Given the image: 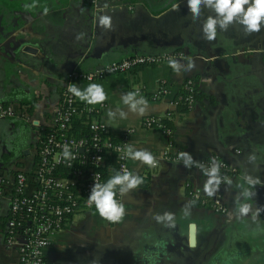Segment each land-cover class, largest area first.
<instances>
[{"label": "crops", "instance_id": "obj_1", "mask_svg": "<svg viewBox=\"0 0 264 264\" xmlns=\"http://www.w3.org/2000/svg\"><path fill=\"white\" fill-rule=\"evenodd\" d=\"M166 1L102 0L103 8L97 11L91 0H2L0 102L17 105L29 121L0 118V127L13 125L17 142L23 140L24 127L32 123L29 113L36 108L51 118L44 98L52 97L57 105L74 67L93 69L136 52L168 50L185 67L189 60L193 63L190 70L179 73L164 61L75 82L81 89L101 84L107 100L100 118L115 135L133 128L128 145L151 151L158 163L149 167L128 159L129 171L148 184L118 193L126 210L122 221L112 223L99 216L96 230L88 231L85 239L73 230L74 215L86 208L78 210L52 235L46 264H264V211L255 221L251 212L237 214L241 203L251 204L252 211L264 207V25L251 34L238 23L227 30L218 27L216 38L208 41L202 27L214 12L205 8L193 20L187 0L165 5ZM101 15L111 17L110 29L100 26ZM187 78L194 80L200 93L192 107L180 110L172 100ZM162 82L168 92L154 98ZM130 91L147 100L142 114L129 111L123 103L122 95ZM117 108L128 113L126 119L108 118L109 109ZM168 114L173 116L172 137L162 126L143 124L148 115ZM48 123L34 120L35 140L36 128ZM26 140L22 148L30 153L31 131ZM34 145L31 168L37 155L35 141ZM18 149L16 154L9 150L5 159L0 156V173L19 169L5 167ZM182 151L195 162L226 159L235 168L232 183L221 181L209 196L204 190L208 177L195 166L186 167L178 159ZM246 176L260 183L250 186ZM241 186L255 195L245 198ZM217 197L224 206L221 211L207 203ZM189 205L190 214L185 216ZM165 212L174 214V226L155 219ZM5 215V210L0 211V221ZM0 231V264H19V250L7 244L1 222Z\"/></svg>", "mask_w": 264, "mask_h": 264}, {"label": "built area", "instance_id": "obj_2", "mask_svg": "<svg viewBox=\"0 0 264 264\" xmlns=\"http://www.w3.org/2000/svg\"><path fill=\"white\" fill-rule=\"evenodd\" d=\"M91 5L97 11L103 8L102 0H91ZM174 54L172 50L136 52L113 59L101 67H74L69 72V79L62 85L50 123L36 128L37 155L33 167L29 170L20 167L13 173L7 169V172L0 173V211L5 210L6 213L1 227L7 244L19 250V264H46L45 250L52 235L78 210L95 208L94 204H88V195L95 180L104 183L107 175L130 169L128 159L123 158V150L128 145L133 128L115 135L99 115L106 103L89 105L79 102L68 91L69 84L77 80L91 81L104 74L125 72L137 65L169 61ZM182 88L189 91L185 100L190 108L197 100L198 89L192 78H187ZM166 92L168 87L162 82L153 97L158 98ZM172 104L177 106L175 97ZM6 117L29 121L20 107L2 101L0 118ZM79 118H83L87 126L86 133L73 131ZM162 118L148 115L143 119V124L164 128ZM164 130L169 134V129ZM65 144L71 148L74 159L62 158ZM112 157L115 158V165ZM213 161L220 165L221 181H227L224 177L230 180L235 168L226 159H201L192 166L205 174L204 169L210 168ZM207 203L216 211L224 208L219 197Z\"/></svg>", "mask_w": 264, "mask_h": 264}, {"label": "clouds", "instance_id": "obj_3", "mask_svg": "<svg viewBox=\"0 0 264 264\" xmlns=\"http://www.w3.org/2000/svg\"><path fill=\"white\" fill-rule=\"evenodd\" d=\"M188 9L192 15L193 20H198L202 15V10L210 9L215 15H209L204 20L202 31L204 38L208 41H212L217 36V28L227 30L230 25L240 24L244 27L246 33L259 32L262 25H264V0H187ZM31 7V5H26ZM100 26L110 29L111 17L108 15H101L99 17ZM79 35L77 39L82 38ZM169 66L179 73L182 69L188 71L193 67L191 60L188 61L187 67H185L180 61L176 59H169ZM68 91L73 94L79 100L89 104L96 105L102 104L107 100V93L105 92L101 84L91 83L86 88L81 89L76 83H70ZM123 103L128 107L131 112L143 113L147 107V100L139 94L138 91H130L122 95ZM117 115L121 119H126L128 113L122 109L116 110L109 109L108 118L110 120L116 119ZM124 157L139 161L149 167L157 166L156 156L149 150L137 149L132 145H127L123 150ZM62 158L65 160L74 159L71 148L65 144L63 146ZM178 159L182 160L186 167H191L195 161L188 152H180ZM250 160H254V156L249 157ZM203 167V165H198ZM205 175L208 177L204 190L211 196L215 193L221 183L220 165L215 161L212 162L210 168L204 169ZM223 179L227 180L229 184L232 183L227 177ZM245 180L250 186L259 184L258 178L246 176ZM143 183V179L134 174L132 171L124 169L122 172H117L111 176L106 182L99 183L95 180L94 185L88 195L89 206L95 205L96 211L101 217L107 219L112 223H119L122 221L126 214L124 204L118 200L117 192L125 194L139 187ZM243 188V186H241ZM245 198H251L255 195L250 189L243 188L241 193ZM189 206L185 207L184 214L188 216ZM264 211V207H258L255 211H252V205L249 203H241L238 205L237 214L240 217L247 216L252 213V219L255 221L260 212ZM155 219L164 223L169 227L174 226L175 217L171 212H165L162 215L157 214ZM190 228L194 229L195 225H191Z\"/></svg>", "mask_w": 264, "mask_h": 264}, {"label": "rangeland", "instance_id": "obj_4", "mask_svg": "<svg viewBox=\"0 0 264 264\" xmlns=\"http://www.w3.org/2000/svg\"><path fill=\"white\" fill-rule=\"evenodd\" d=\"M48 94H52L49 93ZM44 102L46 103V109L47 111L53 115L54 110L56 109L55 102L49 99V97L44 98ZM42 99L39 100V104H42ZM30 120L32 123H28V130L32 132L33 135V144L30 145L31 151L30 153H25V149H23V145L18 146L17 138H15L17 131L16 128L13 127V125H9V123H6L0 127L1 137H0V149L4 150H11L12 154H16L18 149V154L9 159V161H5V167H15L16 168H23V169H30L33 162V155L35 150V131L33 127V122L35 119H37L39 122H46L51 121L50 117H46L43 113L40 112V110L37 111V108L32 112L29 113ZM18 135V134H17ZM18 156V158H16ZM18 159V163H16V160ZM100 214L96 211V208H86V210L81 211L74 215L73 219V227L74 231L77 235H79L82 238L87 239L88 231H94L96 230V224L99 219ZM1 233V231H0ZM3 247V242L0 240V250Z\"/></svg>", "mask_w": 264, "mask_h": 264}, {"label": "trees", "instance_id": "obj_5", "mask_svg": "<svg viewBox=\"0 0 264 264\" xmlns=\"http://www.w3.org/2000/svg\"><path fill=\"white\" fill-rule=\"evenodd\" d=\"M189 93L188 89L187 88H181L177 94L175 95V99L177 101V107L180 109V110H186L188 109V105H187V101L185 100V97L186 95ZM199 91H197V96L199 95ZM34 102H32V105L30 107V110L33 109L34 107ZM172 115L171 114H168L167 116L163 117L162 118V121H163V125H164V129H169L170 132H169V136L172 137L173 136V123H172ZM73 131L74 132H79V133H86L87 131V126L85 124V122L83 121V118H79L78 120L75 121V124L73 126ZM112 163L115 165L116 162H115V158L112 157ZM114 171H115V168H114ZM114 174H110V175H107L106 176V180L105 182L111 177L113 176ZM145 184H148L147 181H144L143 180V183L140 184V185H145Z\"/></svg>", "mask_w": 264, "mask_h": 264}, {"label": "flooded vegetation", "instance_id": "obj_6", "mask_svg": "<svg viewBox=\"0 0 264 264\" xmlns=\"http://www.w3.org/2000/svg\"><path fill=\"white\" fill-rule=\"evenodd\" d=\"M1 3H2V0H0V10H1V8H2V6H1ZM24 129H25V131L24 132H22L23 134H24V138H23V140H21L19 143H18V146H21L22 145V143H25L27 140V137H29V130H28V127H24ZM21 133V134H22ZM16 136H17V134H16ZM15 136V137H16ZM24 141V142H23ZM8 152H9V150H7V149H4V150H1L0 149V156L2 157V159H5L7 156H8ZM1 223H3V220L1 219V221H0Z\"/></svg>", "mask_w": 264, "mask_h": 264}, {"label": "water", "instance_id": "obj_7", "mask_svg": "<svg viewBox=\"0 0 264 264\" xmlns=\"http://www.w3.org/2000/svg\"><path fill=\"white\" fill-rule=\"evenodd\" d=\"M171 1H173V0H167L166 3H165V5H167V4L170 3ZM26 48H30V47H29V46H26ZM71 67H74V64L71 65Z\"/></svg>", "mask_w": 264, "mask_h": 264}]
</instances>
